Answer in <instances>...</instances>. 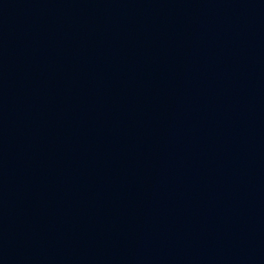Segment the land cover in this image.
<instances>
[{"label": "water", "instance_id": "water-1", "mask_svg": "<svg viewBox=\"0 0 264 264\" xmlns=\"http://www.w3.org/2000/svg\"><path fill=\"white\" fill-rule=\"evenodd\" d=\"M0 264H264V0H0Z\"/></svg>", "mask_w": 264, "mask_h": 264}]
</instances>
